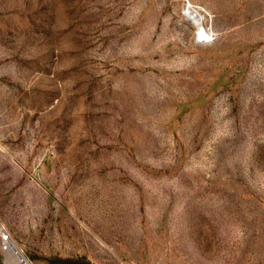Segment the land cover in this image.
<instances>
[{
  "label": "rangeland",
  "instance_id": "obj_1",
  "mask_svg": "<svg viewBox=\"0 0 264 264\" xmlns=\"http://www.w3.org/2000/svg\"><path fill=\"white\" fill-rule=\"evenodd\" d=\"M0 225L29 264H264V0H0Z\"/></svg>",
  "mask_w": 264,
  "mask_h": 264
},
{
  "label": "built area",
  "instance_id": "obj_2",
  "mask_svg": "<svg viewBox=\"0 0 264 264\" xmlns=\"http://www.w3.org/2000/svg\"><path fill=\"white\" fill-rule=\"evenodd\" d=\"M0 250L3 264H29L20 251L12 244L8 233L0 225Z\"/></svg>",
  "mask_w": 264,
  "mask_h": 264
},
{
  "label": "bare ground",
  "instance_id": "obj_3",
  "mask_svg": "<svg viewBox=\"0 0 264 264\" xmlns=\"http://www.w3.org/2000/svg\"><path fill=\"white\" fill-rule=\"evenodd\" d=\"M189 18L194 24H196L199 27V31H200L199 36L205 37L206 33H203L202 32L203 29L200 28L202 23V17L196 11H192L189 13Z\"/></svg>",
  "mask_w": 264,
  "mask_h": 264
}]
</instances>
